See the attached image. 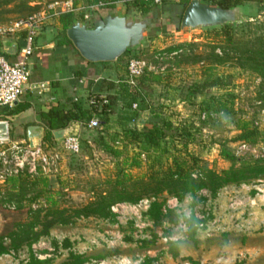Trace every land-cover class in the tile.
<instances>
[{
    "label": "rangeland",
    "instance_id": "374dc122",
    "mask_svg": "<svg viewBox=\"0 0 264 264\" xmlns=\"http://www.w3.org/2000/svg\"><path fill=\"white\" fill-rule=\"evenodd\" d=\"M99 1L103 2V0H0V28L2 29L9 28L16 22L26 21L33 16L39 15L43 18L35 38V49L29 59L28 68L31 78L43 72V63L53 62V55L48 57L51 48L47 45L57 43L62 37L63 30L58 22V16L61 11H65L64 3H71L73 14L76 16L86 13L90 15V18H95L98 13L105 12V10L98 9L90 12L86 8ZM179 1L163 0L160 5L151 6L150 11L144 16L132 10L127 11L122 3L116 4L114 13H118V10H125L129 18L134 21L146 20L149 25L138 47L129 49L128 54L126 53L116 62H111L115 65L113 76L115 88L123 86L133 94L146 96L150 108L139 112L137 116V119L141 118L145 123L144 127L159 123L155 115L163 114L172 116L174 123L179 125L184 123L187 127L190 126L191 130L193 127L196 129L192 132L194 142L190 143L185 151L189 165L194 164L195 159L197 162L195 166L199 168L206 166L215 172L228 169L230 163L220 157V149L226 147L232 153L236 150L240 143L237 140L238 124L242 121L249 123L251 129L256 128L260 137L253 151L241 157L240 160L250 163L261 159L264 155V79L251 71L240 69L235 61L212 66V53L221 55V50L225 47V32L220 26L181 29L177 16L180 9L171 18L168 13L162 12L163 4H176ZM55 3L58 4L55 5ZM238 19L237 23L242 26L232 31L234 37L255 38L264 35V8L262 6L256 3H245L238 12ZM93 20L85 22L86 27H91ZM19 36L18 34L0 37V42L5 47L15 43L18 48ZM180 45L187 46L169 52V49ZM173 52L176 54L170 56ZM157 56L163 58L161 66L164 67V72L159 74L161 79L159 82L151 81V74H146L147 80H141L137 86L138 89L125 84L126 64L131 57L144 58L156 64L154 58ZM38 57L41 58L38 63L42 64H33ZM208 67H211L210 71ZM210 74L221 77L225 87L223 89L212 88L204 96H198L189 101L185 99L187 88L192 84L201 83ZM103 92L108 93L107 89ZM204 101L211 106L208 110L211 116L201 123L199 115L201 108H204ZM135 104L137 106L135 110L131 105L132 111L139 109V103ZM121 105L114 101L113 114L105 127L106 136L104 137L106 145L120 151L118 157H114L101 145L91 141L97 129L92 132L79 130L76 133L82 148V152L77 155L64 152L60 147L61 142L55 144L45 142L48 147H53L59 153L60 163L58 172L45 178L48 185L45 192H49L57 199L60 207L73 209L87 204L94 199V193L105 189L108 182L114 181V176L120 169L130 173L135 179H139L154 172L163 171L168 165L163 156L141 152V148L136 144H125L120 138H113L114 134L121 131L119 124L124 123L123 118L130 114L128 108ZM28 113L29 111L25 112V116L24 113L18 115L14 106L0 107V119L8 120L9 137L12 141H26V128L31 122H24L23 119L28 116ZM133 124L137 126V122L129 123L128 126L133 127ZM43 137L44 132L39 138L42 142ZM85 141H87L86 144H84ZM176 145L180 150V144ZM135 158L139 160L140 166L129 169L126 165H129ZM124 161L126 164H123ZM25 176L28 177L26 174ZM26 180H33V178L28 177ZM247 184L252 186L254 183ZM25 189L23 199L29 200L39 192L40 188L27 186ZM7 190L6 184H0V234L6 237L14 230L17 223L26 222L28 212L26 204L20 209H10L15 205L9 204ZM217 193L220 195L217 196ZM217 193L214 196L209 193L208 198L197 202H184L179 211L173 212L178 216L176 224H171L168 220L163 221V227H166L167 232L163 231L162 227L149 230L146 239L148 245H139L130 238L128 224L119 226L120 240L110 243L113 224L92 218L79 219L73 225L68 226L55 225L50 228L47 237L37 242L42 241L52 249V252H49L50 257L45 260L48 264H66L69 253L75 252L76 254L77 251L88 247L90 248L89 256L95 258L98 256L100 258L121 257L136 261L141 256L148 257L147 252H149L151 259L155 257L159 259V264H264V209L255 207L235 212L229 210L230 200L246 198L249 195L239 185H229ZM163 197H160V200ZM193 207L203 213L209 212L208 219L215 220L216 224L209 229L205 228L207 230H197L190 239L188 231H179L177 227L180 215L188 213ZM44 208L40 200L33 203L30 209L34 212ZM174 235L180 239L174 242L178 244V254L172 257L168 251L170 243L162 242L161 237ZM65 239H69L71 243L69 248L63 246ZM91 241H95L97 245L91 248ZM37 242L31 246L37 245ZM5 244H8V240ZM31 246H23L15 253L19 256L23 254L24 258L30 261L33 258ZM38 251L41 254L48 253L44 250V246H41ZM146 260L147 258H144V261Z\"/></svg>",
    "mask_w": 264,
    "mask_h": 264
},
{
    "label": "trees",
    "instance_id": "16d2710c",
    "mask_svg": "<svg viewBox=\"0 0 264 264\" xmlns=\"http://www.w3.org/2000/svg\"><path fill=\"white\" fill-rule=\"evenodd\" d=\"M191 0H180L179 3L163 4L162 12L168 13L171 18L176 14L177 10L180 12L177 14L178 22L181 21L185 7ZM97 2V1H96ZM106 5L101 8L105 12L98 13V17L102 18L108 14L115 12V6L117 3L122 2L126 6L127 11H134L140 15H146L151 6L149 3H144L139 0H103ZM201 3L216 6L222 9H231L235 7H242L245 3H256L264 8V0H200ZM126 11V12H127ZM157 17V16H156ZM83 22V14L76 16L73 12L61 13L58 16V22L62 26L63 34L57 41L58 46L71 45V42L66 37V29L74 22ZM242 26L240 23L224 24L221 30L225 32V47L221 50V55L212 53L213 63L212 66L223 65L229 61H235L240 69L248 70L264 79V35L257 36L255 38H236L232 34V31ZM179 28H177L178 30ZM0 42V54L2 53V46ZM187 45H180L178 47L169 49L179 50L181 47ZM20 43L18 44V48ZM17 48V49H18ZM130 50L125 52L121 57L128 54ZM119 57L116 61H118ZM140 58V57H139ZM115 61V62H116ZM87 63H90L87 61ZM101 64H108L109 62H99ZM211 67H208V71ZM79 76V75H77ZM146 74L137 80L135 89H138V85L141 80H147ZM151 81L159 82L160 75H150ZM103 87L107 90H114L113 95L107 96V104L99 105L96 107H84L77 103L55 104L47 106L46 109L40 112L41 122L43 124L44 137L43 142L55 144L57 141L53 137V132L64 129L72 123L86 124L92 118L96 117L100 129L92 135L91 141L98 145H101L105 151L110 152L114 157L120 155V151L110 148L104 143V137L106 136V125L109 123V116L113 114L112 107L114 101L121 103L128 108L130 114L123 118L122 124H119L121 131L118 134H114L113 138H120V140L129 145L136 144L141 148V152H150L152 154L163 156L168 165L163 171L154 172L145 177L135 179L130 173H127L123 169L117 171L114 176V181L108 182L105 189L97 191L94 199L87 204L76 208H62L59 205L57 199H55L49 192H45L48 189L47 180L45 178L38 177L33 180L27 181L28 177L20 175L8 179L4 184L8 187L7 194L9 196L8 202L15 209H20L26 204L27 206V220L24 223H17L14 230H12L7 237L0 234V256L8 253L10 250L18 251L23 246H31L39 239L47 237L49 230L55 225H73L75 221L79 219H94L101 221H114V215L110 211V207L116 203H136L145 197H154L155 201L152 202L150 209L146 213V218L152 222L153 227H162V230L167 232L166 227H163V221L168 220L172 223H177L178 216L174 215L172 211L164 214L162 207L164 205L166 196H174L182 200L186 195H195L199 190L206 189L214 196L219 190L224 187L235 185L238 186L242 183H252L253 181L264 178V158L254 160L250 163L241 161L236 158L234 154L226 147L220 149V157L230 163V167L220 172H215L212 169H208L206 166L198 167L196 160L194 164H188L185 151L190 143L194 142V134L196 131L193 127L186 126L184 123L179 125L174 123L172 116L156 114L155 118L158 119L157 124H152L150 127H137L133 124V127H129V123H136V119L139 112L150 108L147 103L145 95H137L129 92L123 86L115 88L114 82L103 81ZM225 87L224 81L221 77L210 74L201 83H195L187 88V96L185 99L192 100L198 96H204L212 88L223 89ZM116 90V91H115ZM139 103V109L136 111L131 110L132 103ZM204 108H201L199 115V121L204 123L210 118L209 109L211 106L208 102L204 101ZM121 105V106H122ZM17 114L20 115L28 108V104H18L16 107ZM201 114H205V119L201 120ZM7 120V119H4ZM8 121V120H7ZM249 123L246 121L238 124L239 135L237 140L239 142L248 143L252 146L259 143L258 137L260 133L256 128L251 129ZM197 128V127H196ZM201 129V128H200ZM200 129H197L200 131ZM87 141L84 142L86 144ZM176 144H180V150ZM82 152V148L80 150ZM172 152V153H171ZM126 164V161L123 162ZM238 164V165H237ZM129 169L132 167H139L140 163L138 159H132L129 165H126ZM197 173V178H193L192 174ZM27 186L39 187V192L31 199L24 200L23 196ZM163 195L165 197H163ZM17 197V198H16ZM160 197L163 199L160 200ZM15 199V201H13ZM25 202H24V201ZM42 200L44 209L39 211H32L31 205ZM15 202V203H14ZM169 222V223H170ZM195 220L190 218L187 220L188 236L193 238L197 231L194 227ZM129 236L131 238V226L129 225ZM8 240V244L5 241ZM148 241H143L140 245L146 244ZM69 239L63 241L65 248L70 247ZM148 245V244H146ZM178 244H169V254L174 257L178 254ZM96 258H100L99 256ZM89 260L87 256H80L73 252L69 253L66 264H84ZM155 259H147L144 264H153ZM28 264H48V261H37L31 258Z\"/></svg>",
    "mask_w": 264,
    "mask_h": 264
},
{
    "label": "built area",
    "instance_id": "2783aa9c",
    "mask_svg": "<svg viewBox=\"0 0 264 264\" xmlns=\"http://www.w3.org/2000/svg\"><path fill=\"white\" fill-rule=\"evenodd\" d=\"M150 5L157 6L162 3L163 0H139ZM122 3V2H120ZM58 3H55L57 5ZM118 4V3H117ZM123 4V3H122ZM106 3L98 2L94 5L88 6L86 10L93 12L101 9ZM65 11L61 13L73 12L71 3L66 2L63 5ZM43 18L41 16H33L26 21H19L14 23L11 27L2 29L0 28V37L20 35L19 39L20 47L15 54L14 60H8L3 54H0V107H13L26 91V87H29L30 71L28 68L29 59L35 49V38L39 32V28L42 25ZM90 20V15L83 14V23ZM18 42V43H19ZM176 52L170 53V56L175 55ZM156 64L145 60L144 58L131 57L126 64V83L129 86H135L137 80L145 74H162L164 67L161 66L163 58L157 56L154 58ZM36 88L33 86V89ZM40 89L44 88V84L39 85ZM99 105L107 104V97L105 96H92L88 98V105L90 107H96ZM136 104H132V109H136ZM205 119V114H201V120ZM257 126V123H255ZM89 130L99 129V122L96 117L92 118L87 125ZM45 146V147H44ZM61 149L69 154L77 155L81 150V141L77 135H68L61 140ZM254 146L240 142L233 152L234 156L238 159L253 151ZM264 154V151H263ZM264 158V155L261 156ZM59 153L53 148L48 147L45 142L38 139L30 146L29 142L22 140L19 142L12 141L9 137V124L7 120H0V184H4L8 179L18 177L20 175H28L30 178L44 177L58 172L59 169ZM198 174L193 173L192 177L197 178ZM252 186L247 183L239 185L242 190L246 191L249 195L246 198H234L230 200L228 209L231 211H239L245 208L264 209V178L257 179L252 182ZM208 191L206 189L199 190L195 195H186L182 200L174 196H166L162 212L164 214L169 212H176L182 207L184 202H197L201 199L208 198ZM251 194V195H250ZM220 193H217L219 196ZM155 201L154 197H145L137 201L136 203H116L110 207L111 213L114 215L113 235L110 238V243L118 242L121 238L119 233V226L123 224L131 226V238L139 245L147 239V234L152 229V222L146 218V213L150 209L152 202ZM10 209H14L11 207ZM248 211V209H247ZM193 218L195 220L194 227L196 230L209 229L216 224L215 220H209V212L203 213L196 210L195 207L188 213L180 215L177 229L184 232L188 231L187 220ZM108 222V221H107ZM111 223V222H110ZM205 229V230H207ZM180 238L174 236L161 237L164 243H174ZM97 244L95 241H91L90 247H95ZM41 246H44V250L48 253H39ZM32 253L33 258L37 261H45L50 257L49 252L52 249L46 246L44 242H37V245H33ZM77 255L87 256L89 260L84 264H144V258L151 259L149 252L148 257L141 256L136 261H131L127 258L111 257V258H95L89 256L90 248H84L82 251H77ZM75 253V252H74ZM19 258V259H18ZM158 258L155 257L153 264H159ZM23 254L15 253L10 250L8 253L0 256V264H28ZM188 264V263H186Z\"/></svg>",
    "mask_w": 264,
    "mask_h": 264
},
{
    "label": "water",
    "instance_id": "95a60500",
    "mask_svg": "<svg viewBox=\"0 0 264 264\" xmlns=\"http://www.w3.org/2000/svg\"><path fill=\"white\" fill-rule=\"evenodd\" d=\"M241 7L222 9L206 5L200 0H191L183 12L180 28H214L224 24H234L239 21L238 12ZM149 22L146 20L134 21L125 12L108 14L93 20L91 27L83 22H74L66 29V37L74 49L90 63L114 62L129 49L138 47L143 41V34ZM5 55H15L17 44L13 43L3 50ZM141 118L137 126L141 127ZM72 123L64 129L53 132V137L60 143L68 135H76ZM43 133L41 126H28L26 128L27 141L30 146L37 141Z\"/></svg>",
    "mask_w": 264,
    "mask_h": 264
},
{
    "label": "crops",
    "instance_id": "0c3cea01",
    "mask_svg": "<svg viewBox=\"0 0 264 264\" xmlns=\"http://www.w3.org/2000/svg\"><path fill=\"white\" fill-rule=\"evenodd\" d=\"M118 12H125V10H118ZM96 18H99L98 15L95 18L91 17L90 19ZM47 46L51 48L48 57L53 55V62L43 64L38 63V61H41V58L39 57L37 60L33 61V64H42L43 72L41 74L37 73L33 78L30 76V90L27 86L22 97L14 105V107L18 104L29 105V108L25 111H29L28 116L26 115V118L23 117L24 122H31L28 126L43 127L39 114L44 111L47 106L55 105L57 103L67 105L74 102L81 106L88 107L89 97H107L108 93L113 95V89L107 90L108 93L103 92V90L106 89V87H103V85L105 86L103 81L113 83V76L115 74V65H113V63H87V61L84 60L71 45L58 46L54 43ZM5 48L6 47L2 45V53H4L3 50ZM5 57L8 60L13 61L15 55H7ZM40 84H44L43 89L39 88ZM33 86L36 88L33 89ZM25 112H23L24 114L22 113L24 116ZM111 116L112 114H110L108 119H110ZM137 121L138 119H136V122ZM88 122L86 124L77 123L75 133H78L79 130L92 132L93 130H89L87 127ZM144 125L145 123L143 122L141 126ZM88 143L90 142L88 141Z\"/></svg>",
    "mask_w": 264,
    "mask_h": 264
}]
</instances>
